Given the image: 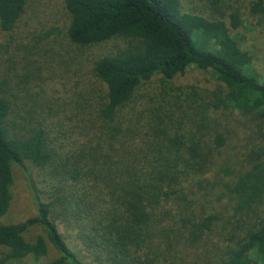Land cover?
Here are the masks:
<instances>
[{
  "label": "trees",
  "instance_id": "trees-1",
  "mask_svg": "<svg viewBox=\"0 0 264 264\" xmlns=\"http://www.w3.org/2000/svg\"><path fill=\"white\" fill-rule=\"evenodd\" d=\"M24 2L0 0V31L15 26ZM63 6L67 42L77 52L106 50L73 54L80 69L88 63L89 79L72 108L50 112L71 123L75 149L50 143L44 116L15 101L9 82H27L29 67L0 80V217L13 164L36 208L18 223L0 222V264H42L49 247L55 257L46 264H85L54 220L74 224L95 264H264V80L248 67L218 1L210 6L219 18L181 12L179 0ZM248 10L264 27V0H249ZM188 66L214 86H172ZM55 88L40 100L53 99ZM33 168L50 180L48 190L37 192ZM34 227L40 233L30 236Z\"/></svg>",
  "mask_w": 264,
  "mask_h": 264
},
{
  "label": "rangeland",
  "instance_id": "rangeland-1",
  "mask_svg": "<svg viewBox=\"0 0 264 264\" xmlns=\"http://www.w3.org/2000/svg\"><path fill=\"white\" fill-rule=\"evenodd\" d=\"M210 1L179 0V8L181 12L219 18L218 14H213ZM217 1L218 7L224 13V22L233 32L239 48L249 57L248 67L260 76V81L264 80V27L258 24L255 16L250 15L249 0ZM231 21L236 27H230ZM68 23L69 15L63 6V0H25L15 26L10 31H0V80L2 78L10 79L14 72L27 71L28 67L34 72L33 75L41 77L40 80H33L32 75L27 82L20 84L9 82L14 86L11 91L15 95V101H18L22 106L30 107L26 109H29L33 116H44L50 143L56 146L62 144L64 145L62 148H72L73 146L75 149L78 134L74 128L69 127L71 123L63 117L62 113H57L59 118H64L59 121L55 112L53 115H50V112L61 108L65 110L72 108L77 98L76 90H79L81 81L89 79L86 72L88 63H83L80 69L75 61L79 59L78 56L72 57L76 55L74 53L97 54L105 51L106 46L91 47L85 51L77 52L75 45L69 44L64 35ZM54 27L61 31L46 37L43 36L47 29ZM4 72L5 77L2 76ZM157 81L158 76H154L147 83L153 85ZM214 83L215 81L209 74L198 66H188L182 73L174 75L171 79L172 86L193 85L197 88L210 89ZM53 85L56 86L53 99L41 101L40 96L47 95L43 92L44 89ZM70 91L74 93L73 96H70ZM29 97L37 104L31 105L33 101ZM63 99L66 101L65 104ZM37 173L38 171L33 168L30 174L35 189L37 192L48 190L50 180L47 176L43 178ZM11 174L13 177L11 201L6 212L0 217L2 223H18L26 217L33 216L36 210L30 188L15 164L11 168ZM38 195L44 194L39 193ZM54 221L64 242L75 251L78 258L85 264H95L90 261L89 255H84L81 250L82 244L75 237V231L72 229L73 223L60 224L58 220ZM38 233H40V229L34 227L29 234L33 236ZM54 257L55 252L49 247L48 254L42 257L39 263L46 264ZM25 262L30 264L29 260H25Z\"/></svg>",
  "mask_w": 264,
  "mask_h": 264
}]
</instances>
